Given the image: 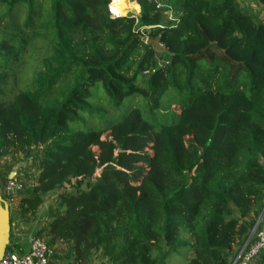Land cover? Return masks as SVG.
<instances>
[{"label":"trees","instance_id":"trees-1","mask_svg":"<svg viewBox=\"0 0 264 264\" xmlns=\"http://www.w3.org/2000/svg\"><path fill=\"white\" fill-rule=\"evenodd\" d=\"M108 2L0 0L11 234L49 198L35 236L50 264H164L179 250L232 264L264 229V19L240 0H135L139 16L115 18ZM39 27L50 55L18 88Z\"/></svg>","mask_w":264,"mask_h":264},{"label":"rangeland","instance_id":"rangeland-1","mask_svg":"<svg viewBox=\"0 0 264 264\" xmlns=\"http://www.w3.org/2000/svg\"><path fill=\"white\" fill-rule=\"evenodd\" d=\"M240 1L243 3V5L250 8L254 13H256L259 16V18L264 19V7L262 5L258 4L255 0H240ZM122 7L123 10L121 11L122 12L121 14L132 15L135 17L140 15V9L136 4L135 0H123ZM166 14L170 15V12L168 11L166 12ZM52 44H53V36L51 35V31H49V29H46L45 27H39L37 33L31 37L30 42L26 48V51L22 57L21 65L19 67L17 73V79H16V86L18 88L30 87L33 76L37 71L42 69V60L50 55ZM133 101L134 99L132 100L129 98L125 99L121 107V111H125V108H127ZM93 150H96V147H93ZM3 162L4 160L2 159L0 161V168H2ZM4 187H5V183L3 184L0 183V192L2 197H4V195L6 194ZM7 203L9 205L8 201ZM49 204L50 201L48 198L47 205ZM47 205L44 206L42 205V208L40 209L41 212H39V217L43 216L42 218H44ZM259 221L260 219L256 221L255 227L251 231V236L252 235L257 236L258 232L261 231V230L255 231L256 225L258 224ZM233 251H234V260L232 264H239V262L241 261L239 259L245 253V251L243 249L239 250L235 245L233 246ZM188 258L189 256L187 255V252L185 250L174 251L170 253V255L166 258L164 264H185ZM93 263L100 264V258L95 257Z\"/></svg>","mask_w":264,"mask_h":264},{"label":"built area","instance_id":"built-area-1","mask_svg":"<svg viewBox=\"0 0 264 264\" xmlns=\"http://www.w3.org/2000/svg\"><path fill=\"white\" fill-rule=\"evenodd\" d=\"M123 0H109L107 10L111 18L126 16L121 14ZM15 187V182L9 179L5 183V192H11ZM50 201V200H49ZM48 204V199L44 205ZM42 208V207H41ZM40 208V209H41ZM41 212V210L39 211ZM43 215V214H42ZM43 217V216H42ZM42 217L37 219V228L39 227ZM36 230V229H35ZM35 230L26 238L24 246L19 245L15 250L6 252L0 259V264H50L52 258V249L49 248L39 237L35 236ZM257 240L241 256L239 264H250L264 249V229L258 232ZM12 244V239H11Z\"/></svg>","mask_w":264,"mask_h":264},{"label":"water","instance_id":"water-1","mask_svg":"<svg viewBox=\"0 0 264 264\" xmlns=\"http://www.w3.org/2000/svg\"><path fill=\"white\" fill-rule=\"evenodd\" d=\"M146 43L153 46L154 50L161 53H168L167 49L160 43L158 38L146 39ZM19 188L16 185L12 192H16ZM264 212V206L261 210V215ZM11 245V226H10V210L8 203L4 200L0 192V259L7 252V248Z\"/></svg>","mask_w":264,"mask_h":264},{"label":"crops","instance_id":"crops-1","mask_svg":"<svg viewBox=\"0 0 264 264\" xmlns=\"http://www.w3.org/2000/svg\"><path fill=\"white\" fill-rule=\"evenodd\" d=\"M37 228V222L33 223L32 225H29L27 227H23V230L21 232H17L15 234H11L12 242H16L21 246H24L26 243V238L28 235L33 232Z\"/></svg>","mask_w":264,"mask_h":264}]
</instances>
